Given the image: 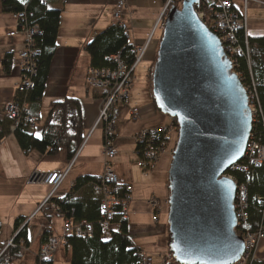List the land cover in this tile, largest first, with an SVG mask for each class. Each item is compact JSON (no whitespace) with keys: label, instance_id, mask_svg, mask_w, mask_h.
<instances>
[{"label":"crops","instance_id":"1","mask_svg":"<svg viewBox=\"0 0 264 264\" xmlns=\"http://www.w3.org/2000/svg\"><path fill=\"white\" fill-rule=\"evenodd\" d=\"M118 0H66L58 33V50L51 65L47 89L42 99L40 119L31 126V132L40 138L47 121L50 107L55 102L74 98L81 102L84 141L77 152L74 165L68 160L65 150L55 156H43L32 153L27 156L21 149L14 134L0 143V255L15 236V223L23 220L22 226L28 227L30 247L21 249L18 259L12 264H39L38 254L43 244L39 231L45 225H51L52 235L59 237L63 233L65 221L50 206L40 211L51 189L45 184L32 182L34 174L48 175L55 172H67L68 175L59 187L55 197L67 195L76 179L81 176L101 177L105 171L103 153V125L98 123L103 107L105 93L87 86L90 71V57L84 48L97 35L115 24L113 10ZM234 8L240 13L246 12L248 34L251 39L264 38V0H233ZM124 21L128 26V38L133 47L147 45L150 34L159 22L165 9V0H127ZM160 32V33H159ZM12 34H15L12 36ZM163 31L158 29L148 47V51L133 74L137 71L147 73L143 86L147 90L144 101L134 100L131 87L130 112L137 109L142 123L122 127L123 111L119 107L112 109L116 120L114 145L118 154L111 167L123 186L132 187V201L128 206L126 218L130 226V235L144 236L154 234V217L148 201L156 197L166 202L169 199V179L158 171L144 173L139 167L137 137L141 130H159L171 123L153 103L152 77L155 57H157ZM26 37L19 32L15 15L2 12L0 0V124L6 119L5 107L16 100L17 88L22 81V70L13 64L12 71L6 75L3 60L6 56L16 59L25 49ZM148 58L147 60L145 58ZM154 58V59H153ZM152 61V62H151ZM140 110H139V109ZM124 120H126L124 118ZM127 121V120H126ZM1 128V125H0ZM75 158V157H74ZM159 168V167H158ZM140 249V248H138ZM143 251L142 249H140ZM150 257V256H149ZM151 258V257H150ZM254 260L264 262V239L256 248ZM71 250L61 247L52 264H70Z\"/></svg>","mask_w":264,"mask_h":264},{"label":"water","instance_id":"2","mask_svg":"<svg viewBox=\"0 0 264 264\" xmlns=\"http://www.w3.org/2000/svg\"><path fill=\"white\" fill-rule=\"evenodd\" d=\"M199 0L172 6L152 75L156 107L175 122L169 170V248L177 264H235L237 186L225 177L245 158L253 132L247 92Z\"/></svg>","mask_w":264,"mask_h":264},{"label":"trees","instance_id":"3","mask_svg":"<svg viewBox=\"0 0 264 264\" xmlns=\"http://www.w3.org/2000/svg\"><path fill=\"white\" fill-rule=\"evenodd\" d=\"M65 2L66 0H1L4 14L24 13L26 18L23 27L37 29L40 33L34 38L33 43V48L40 51V55L33 59L36 69V74L30 77L33 87L26 93L17 94L16 97L21 106L28 105L27 116L32 119V126L40 119L42 99L47 89L51 65L58 50V33ZM180 2L181 0H175V5L178 7ZM238 41L244 56L237 58L238 67L234 72L244 87L255 85L254 104L258 110V121L253 126L252 135L256 142L264 144V38H249V53L243 33L239 34ZM132 48L126 31L115 23L97 35L85 46L84 51L90 57L91 69L114 70L116 65L110 59L115 56L125 61L128 67L134 64ZM2 66L4 73L9 75L13 68V57L6 56ZM153 103L155 104L154 98ZM81 108V102L74 98L53 103L40 138L31 132L30 125L23 122L16 123L6 118L0 124V143L14 134L27 156L32 153L55 156L60 150H65L68 160L71 161L84 141ZM14 127L15 130L12 131ZM173 127L178 128L175 122ZM169 138L170 136L165 140L170 142ZM136 150L143 159L145 146L137 145ZM243 164H245L243 172L232 174L239 185L244 184L248 188L249 221L246 226L238 227L237 234L241 236L246 231L264 234V166H248L246 161L242 162ZM100 179V177L81 176L76 179L67 195L61 198L54 197L51 201V204L56 206L57 214L64 221H71L74 225L85 222L94 226L91 238H80L75 234L68 236L67 247L71 250L70 264H142L140 257L142 251L136 248L132 240L126 212L122 208L116 209L109 233L105 234L101 229L104 218L101 212V197L94 191ZM115 190L121 198L126 193L123 185L116 186ZM22 225L23 220L15 223L14 246L3 252L0 256V264H12L19 258L21 249L30 247L28 227ZM49 236L47 233L42 237L43 244ZM168 250L170 251V248ZM251 264H264V262L253 261Z\"/></svg>","mask_w":264,"mask_h":264},{"label":"built area","instance_id":"4","mask_svg":"<svg viewBox=\"0 0 264 264\" xmlns=\"http://www.w3.org/2000/svg\"><path fill=\"white\" fill-rule=\"evenodd\" d=\"M200 4L197 6L196 11L199 18L207 25V27L214 32L220 39L224 52L228 59L232 62L233 71L238 67L239 57L244 56V51L239 44L238 37L240 33L244 34L245 44L247 47V52L249 53V34H248V20L246 12L240 13L235 10L233 0H199ZM245 4L247 0H243ZM184 0H181L178 7H181ZM172 6L175 5V0H167L165 9L161 14L159 22L150 34L149 41L144 47H133L131 53L135 57V62L131 67H128L125 61H123L119 56L112 57V61L116 68L111 69H90L87 77V86L96 91H103L105 93L103 108L100 111L98 123L103 125L105 132L103 141V150L105 157V171L100 177V183L95 185L94 191L101 197V212L103 214V221L101 223V229L105 234H108L111 230V223L114 219L117 208H122L126 214L129 204L132 201V187L125 186V195L121 198L118 191L115 190L116 186L121 185L120 180L116 173L111 167V162L114 160L118 154L117 148L114 145V131L116 127V120L112 116V109L118 104H128L130 102V89L133 83V74L139 67L145 57L148 47L158 29L163 31L166 17ZM128 5L127 0H118L114 10L113 18L115 23L119 24L123 30L126 31L128 36V26L124 21L125 13L127 11ZM25 14L15 15L16 22L18 24L19 32L23 33L26 37L25 49L20 55L13 60V64L18 66L22 70V81L17 88V93L22 94L29 91L32 87L31 76L36 74L35 65L33 59L40 55L38 49L33 48L34 38L39 36L40 33L37 29H29L23 27L25 21ZM15 34H12V36ZM235 73V72H234ZM249 101L250 112L252 115L253 126L258 121V110L254 104V91L255 85L244 87ZM28 105H20L17 100L9 103L5 107L6 118L10 121L16 123H24L26 125L32 126V119L27 116ZM132 115L137 117L139 111L134 109ZM173 123L170 126L159 130H146L139 134L137 137V145L145 146L146 150L144 153V158L139 162L138 167L143 171L153 170L157 162L161 159L164 154L168 142L165 140L170 136L172 131H174ZM15 127L12 128V131ZM89 139H86L83 146L88 143ZM174 152V151H173ZM172 152V155H173ZM79 154L75 156L71 167L74 165ZM246 161V165L252 167L264 166V144L256 142L251 136L245 158L243 163ZM242 162L237 164L232 168V170L225 175L226 178L232 180L237 186L236 199H235V212L238 220L239 226H246L249 221V194L246 185L237 182L236 178L232 173L243 172L245 164ZM68 175L67 172H55L48 175L34 174L32 175V182L38 184H45L50 187L51 193L47 197L44 204L40 207V211L46 206H50L54 211H56V206L51 204L52 199L55 197L59 187L62 185L64 180ZM150 207L153 210L154 221H158L159 213V200L152 199L149 202ZM53 228L51 225H45L41 227L39 234L44 236L49 234L48 240L42 244L39 254L38 262L39 264H52L54 262V257L57 251L61 247L67 246V238L70 235H77L80 238H91L94 233V226L89 223H80L74 225L71 221H65L63 226V233L59 237L52 235ZM241 237L245 241V252L241 259L235 264H251L254 260V254L258 243L264 239V234L249 233L244 232ZM13 239L9 242L7 248L13 247ZM5 252V251H4ZM3 254V253H2ZM1 254V255H2ZM0 255V256H1ZM142 264H151L150 259L144 255L140 254ZM164 264H177L173 255L167 256L164 260Z\"/></svg>","mask_w":264,"mask_h":264},{"label":"rangeland","instance_id":"5","mask_svg":"<svg viewBox=\"0 0 264 264\" xmlns=\"http://www.w3.org/2000/svg\"><path fill=\"white\" fill-rule=\"evenodd\" d=\"M158 37H160L162 39L161 34H158L156 38H158ZM145 59L147 60L148 58L146 57ZM156 59H157V57H155V60ZM141 63L139 64V66L141 65ZM146 75H147L146 72L140 73L139 71H137L135 74V77H134L133 83H132V86H133V88H132L133 93L132 94L134 96L133 102H134V100L142 102L148 96L147 90L143 86V83H142L145 81ZM130 93H131V91H130ZM130 98H131V94H130ZM116 107H119L123 111V114H122V124L123 125H122V127L127 126V125L128 126L137 125V124L140 125V123H142V120L140 119L141 118L140 114L138 115L137 118H135L136 120H133V117L129 114L130 104L129 105L118 104V105H115L114 108H116ZM164 117H166V119H167V116H164ZM124 118L127 121L124 120ZM170 124H168V126H170ZM165 127H166V125H163L162 128H165ZM103 132H104V129H103ZM143 132H144V130L142 129L139 134H141ZM104 135H105V132H104ZM169 141L170 142H168V145L166 146L164 154L161 156V159L157 162L155 168L153 170L151 169L149 171H143L142 170L144 173L150 174L152 172H155L158 169V171L165 173V176H166L165 178L167 180L169 179V170H170V166H171L172 158H173L172 152L175 150L176 144L178 141V128H174V131H172V133L170 134ZM103 153H104V150H103ZM76 156H77V153H76ZM139 161L141 162V158ZM30 180L32 181V177ZM152 199H158V198H156V197L150 198L148 201V205ZM158 200H159V208L160 209H159V213H158V221L156 223H154V229H153L154 234L144 235V236H138L137 235V236H134L132 238L136 248H140L143 250L142 254L146 255L150 259L151 264H164V260L166 259V257L172 255L171 252L168 250L169 238H170L169 228H168L169 206L166 204L165 201H163V203H162V201L160 199H158ZM153 217H154V214H153Z\"/></svg>","mask_w":264,"mask_h":264}]
</instances>
